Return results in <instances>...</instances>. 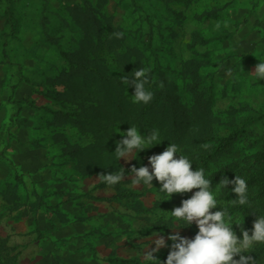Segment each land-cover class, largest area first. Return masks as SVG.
<instances>
[{"label": "rangeland", "instance_id": "rangeland-1", "mask_svg": "<svg viewBox=\"0 0 264 264\" xmlns=\"http://www.w3.org/2000/svg\"><path fill=\"white\" fill-rule=\"evenodd\" d=\"M86 3L109 20V30L125 36L115 52L135 48L140 53L133 61L140 63L121 64L106 41L98 49L87 41L76 23ZM79 50L90 57L97 50L108 73L121 79L139 68L159 73L178 100L179 117H140L135 107L142 103L130 98L131 83L122 86L133 107L107 118V135L100 126L78 127L57 117L56 112L76 109L57 101L65 88L52 83L68 70L60 51ZM194 59L195 76L182 75L185 62ZM259 62H264V0H0V264H115V259L144 264L143 252L160 236L168 247L154 253L157 259L171 250L169 235L193 239L195 222L177 229L182 225L168 212L197 189L161 201L159 182L135 186L126 170L150 168L149 157L169 143L189 156L199 151L197 143L213 146L234 130L243 132L232 152L205 173L243 164L264 141V80L252 75ZM155 82L153 75L146 84L152 93ZM194 97L200 106L193 107ZM131 126L144 135L159 129L165 141L117 160L115 141ZM120 167L122 188L133 197L96 188L105 168L116 173ZM217 198L220 206L227 202L221 193ZM232 219L238 223L244 216Z\"/></svg>", "mask_w": 264, "mask_h": 264}, {"label": "trees", "instance_id": "trees-1", "mask_svg": "<svg viewBox=\"0 0 264 264\" xmlns=\"http://www.w3.org/2000/svg\"><path fill=\"white\" fill-rule=\"evenodd\" d=\"M86 8L87 10L84 8L85 10L82 11V15H80L76 23L86 36L87 41H95L96 49L106 41L108 51L114 52L116 61L121 64L123 63L127 66L130 62L140 63L139 58L133 61V57L140 53L135 48H127L126 52L121 54L115 52L123 43L125 36L121 33L120 29L109 30V20L106 18L100 19L97 12L92 10V7L87 3ZM110 31L111 36L108 37ZM197 38L198 36L194 35V39ZM200 42L203 43L204 41ZM60 54L67 62L68 70L52 80L53 84L59 86L64 85L65 88L63 93H58L56 95L57 101L59 102L62 100L65 103L72 104L76 106V109L69 113L56 112V116L78 127L83 124H87L88 126L94 124L95 128L100 126L102 133L107 135L108 124L110 125L107 118L115 117L116 114L121 115L126 108L125 106L129 105L133 107L129 102H125L121 78L108 73L103 64L104 61L98 58L97 50L96 52L94 51L92 57L82 50L72 53L60 51ZM196 61L197 60L194 59L185 62L181 74L184 76H191V78L195 76L194 73H196V68L194 65L197 64ZM184 68H186V70H184ZM146 75L148 76V83L151 82L154 75L156 82L153 84L152 89L155 93L153 92V98L148 104L135 107L136 110L140 111V117L152 119V117L159 114L161 115L159 117H166L165 119H167V117H179L176 112L179 103L176 96L168 90V81L155 71H150ZM195 85L196 84L193 85L192 89H194ZM192 103L193 107L202 104L196 97H194ZM140 117H138V119ZM242 132L243 130H234L229 135L220 138L215 145L206 148L202 147L200 143H197L199 145V151L197 153H191L188 156L193 162L192 170H195L196 167H203L205 172L209 171L211 164L216 163L221 157L232 152L234 145L241 138ZM116 142H118V140L115 141V144ZM260 147L261 149L248 156L243 164H225L208 176L212 178L213 189H215L217 187L216 184L225 177L230 181L235 178V175L246 179L249 189V203L247 206H241L233 201L237 197L236 194L231 192V185H228L226 189L229 194L226 191H221V198L227 200L221 207L226 208L231 217L234 215L244 216V219L238 222V224L241 225L233 226V231L236 235L241 237L243 231H247L249 235H251L253 223L257 218V214H264V141ZM88 158V153L84 152L83 160L85 163H87ZM133 167L135 166L129 167L126 173H130ZM106 169L107 168H105L103 174L110 173L107 172ZM124 184L125 182L121 181L117 185L109 186L100 180L96 188H112L118 191L116 197L119 198H130L135 196L133 192L122 188ZM169 252L158 259L161 261V264L166 260ZM248 255L252 257L255 264H259L262 261L264 264V244L255 246ZM234 259L238 260L239 257H234ZM113 263L139 264L135 260L118 259L113 260Z\"/></svg>", "mask_w": 264, "mask_h": 264}, {"label": "clouds", "instance_id": "clouds-1", "mask_svg": "<svg viewBox=\"0 0 264 264\" xmlns=\"http://www.w3.org/2000/svg\"><path fill=\"white\" fill-rule=\"evenodd\" d=\"M257 80H264V62H259L254 74ZM121 81L124 86L134 87L132 100L134 103L148 104L153 93L146 88L148 76L146 70L139 68L132 76L125 75ZM118 132V129H117ZM122 139L116 142L115 155L117 160L126 158L132 154H138L147 149L159 145L162 141L159 129L148 131L147 135L141 133L136 126L128 127L125 133H119ZM182 149L176 143H169L166 149L158 155L149 157V165L139 168L133 167L130 171L133 176L132 184L135 186H151L155 179L160 183L162 194L161 201L170 200L173 194L188 193L197 189L191 198L183 200L182 206L174 208L169 213V219L179 228L189 227L195 222L198 232L193 239L181 237L178 232L169 235L172 241L171 250L163 264H255L250 254L251 250L264 244V214H257L253 223L251 235L247 231L242 232V238H238L233 231L234 223L228 210L221 207V201L217 198L221 191H226L231 185V192L236 194V203L247 206L249 203V189L245 178L235 175L233 180L226 177L217 183L213 189L212 178H209L203 167L192 170L193 162L187 155L181 154ZM116 160V161H117ZM124 170L100 175L98 178L109 186H114L123 181ZM155 188V187H154ZM217 209L215 211H210ZM161 210L156 213L158 218ZM155 247L143 252L144 264H161L154 253L159 249L168 247L163 236L154 241ZM239 257V259H234Z\"/></svg>", "mask_w": 264, "mask_h": 264}]
</instances>
